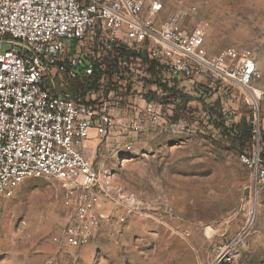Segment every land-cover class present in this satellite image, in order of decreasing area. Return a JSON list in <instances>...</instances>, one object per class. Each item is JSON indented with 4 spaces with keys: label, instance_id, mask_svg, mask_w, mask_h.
<instances>
[{
    "label": "rangeland",
    "instance_id": "1",
    "mask_svg": "<svg viewBox=\"0 0 264 264\" xmlns=\"http://www.w3.org/2000/svg\"><path fill=\"white\" fill-rule=\"evenodd\" d=\"M163 2V18L180 9L185 27L207 23L209 55L253 51L264 91V0ZM133 62L103 60L108 102L120 108L111 111L113 128L102 137L92 130L85 149L108 193L94 188L92 233L69 243L64 185L25 179L0 209V264H264V184L240 157L251 155V142L263 147L264 101L257 110L238 99L223 105L203 82ZM97 77L64 90L80 94ZM142 100L159 109L155 121L137 112Z\"/></svg>",
    "mask_w": 264,
    "mask_h": 264
},
{
    "label": "built area",
    "instance_id": "2",
    "mask_svg": "<svg viewBox=\"0 0 264 264\" xmlns=\"http://www.w3.org/2000/svg\"><path fill=\"white\" fill-rule=\"evenodd\" d=\"M163 6V0H0V209L25 179H55L71 209L67 241L77 245L92 233L100 199L94 188L108 193L85 149L92 130L102 137L113 128L111 111L120 108L108 102L105 58L117 57L119 66L151 62L170 79L218 90L223 105L238 99L257 110L264 91L256 85L261 72L253 51L229 46L211 56L207 23L187 28L180 9L161 17ZM97 75L80 94L64 90ZM142 102L137 112L155 121L159 109ZM240 157L255 183L264 184L259 147Z\"/></svg>",
    "mask_w": 264,
    "mask_h": 264
},
{
    "label": "trees",
    "instance_id": "3",
    "mask_svg": "<svg viewBox=\"0 0 264 264\" xmlns=\"http://www.w3.org/2000/svg\"><path fill=\"white\" fill-rule=\"evenodd\" d=\"M96 77L97 76H91V77H89L88 79H87V82H89V81H91V80H93V79H96ZM262 134H263V141H262V144H263V147L261 146V143H260V147H261V149H260V155H261V157H264V132H262ZM252 150H253V143L251 142V147H250V149L248 150V151H251L252 152ZM247 151V152H248Z\"/></svg>",
    "mask_w": 264,
    "mask_h": 264
},
{
    "label": "snow or ice",
    "instance_id": "4",
    "mask_svg": "<svg viewBox=\"0 0 264 264\" xmlns=\"http://www.w3.org/2000/svg\"><path fill=\"white\" fill-rule=\"evenodd\" d=\"M35 77H33V79H34Z\"/></svg>",
    "mask_w": 264,
    "mask_h": 264
}]
</instances>
